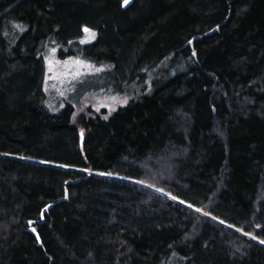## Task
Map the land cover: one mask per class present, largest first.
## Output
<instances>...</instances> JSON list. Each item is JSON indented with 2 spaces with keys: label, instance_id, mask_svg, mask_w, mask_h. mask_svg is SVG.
<instances>
[{
  "label": "trees",
  "instance_id": "obj_1",
  "mask_svg": "<svg viewBox=\"0 0 264 264\" xmlns=\"http://www.w3.org/2000/svg\"><path fill=\"white\" fill-rule=\"evenodd\" d=\"M80 25L137 89L73 123L42 54ZM262 240L264 0H0V264H264Z\"/></svg>",
  "mask_w": 264,
  "mask_h": 264
},
{
  "label": "rangeland",
  "instance_id": "obj_2",
  "mask_svg": "<svg viewBox=\"0 0 264 264\" xmlns=\"http://www.w3.org/2000/svg\"><path fill=\"white\" fill-rule=\"evenodd\" d=\"M91 18L86 14L82 19L87 23ZM10 24L14 27L13 23ZM85 28L90 31L86 33ZM97 38L98 32L93 27L80 25V31L70 37L68 43L54 40L47 43L42 54V89L45 107L51 114H59L70 107L73 123L103 110L108 117L133 96L132 91L137 87L133 85L130 89L125 79L122 83L118 81V69L113 64L85 55V47L96 42ZM80 132L85 135L86 130L81 129Z\"/></svg>",
  "mask_w": 264,
  "mask_h": 264
},
{
  "label": "snow or ice",
  "instance_id": "obj_3",
  "mask_svg": "<svg viewBox=\"0 0 264 264\" xmlns=\"http://www.w3.org/2000/svg\"><path fill=\"white\" fill-rule=\"evenodd\" d=\"M124 3H125V5H127V3H128V0H124ZM84 31L87 33V32H89L90 30L88 29V28H85L84 29ZM94 35V34H93ZM83 42V41H82ZM65 63H67V62H65ZM76 63L77 64H80L81 62L80 61H76ZM49 68H50V70H51V65H49ZM81 135H83V134H81ZM173 199H176V197L175 196H173L172 197ZM181 203H183V201H180ZM188 207H192V205H188ZM196 211H200V209H196ZM205 215H207V213H205ZM221 223H223V221H221ZM229 226H231V225H229ZM35 231V230H34ZM237 231H240V229H237ZM244 235H251V234H249V233H244ZM252 239H256V237L255 236H252L251 237ZM261 243H264V240H262V241H260Z\"/></svg>",
  "mask_w": 264,
  "mask_h": 264
},
{
  "label": "water",
  "instance_id": "obj_4",
  "mask_svg": "<svg viewBox=\"0 0 264 264\" xmlns=\"http://www.w3.org/2000/svg\"><path fill=\"white\" fill-rule=\"evenodd\" d=\"M49 208V206H47L44 210H46V209H48Z\"/></svg>",
  "mask_w": 264,
  "mask_h": 264
}]
</instances>
